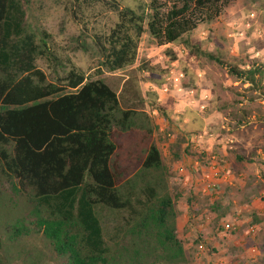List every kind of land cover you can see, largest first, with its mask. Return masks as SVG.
Returning <instances> with one entry per match:
<instances>
[{
  "label": "trees",
  "instance_id": "obj_1",
  "mask_svg": "<svg viewBox=\"0 0 264 264\" xmlns=\"http://www.w3.org/2000/svg\"><path fill=\"white\" fill-rule=\"evenodd\" d=\"M28 1L0 0V264H187L159 149L149 143L132 174L118 154L124 135L151 133L136 70L120 92L74 67L48 80L36 60L53 56L50 34L29 23ZM102 1L117 21L93 38L98 71L131 65L143 32L172 43L228 2ZM229 71L264 96L261 66Z\"/></svg>",
  "mask_w": 264,
  "mask_h": 264
},
{
  "label": "rangeland",
  "instance_id": "obj_2",
  "mask_svg": "<svg viewBox=\"0 0 264 264\" xmlns=\"http://www.w3.org/2000/svg\"><path fill=\"white\" fill-rule=\"evenodd\" d=\"M115 1L140 12L149 0ZM28 21L50 34L53 56L36 60L48 80L74 67L120 92L127 70H136L151 133L124 135L118 154L132 174L149 143L159 149L187 264H264V244L254 238L264 228V96L229 71L254 63L264 74V0H228L217 18L172 43L145 31L134 62L115 71H98L92 43L117 21L104 1L29 0ZM115 225L106 220L108 232Z\"/></svg>",
  "mask_w": 264,
  "mask_h": 264
},
{
  "label": "crops",
  "instance_id": "obj_3",
  "mask_svg": "<svg viewBox=\"0 0 264 264\" xmlns=\"http://www.w3.org/2000/svg\"><path fill=\"white\" fill-rule=\"evenodd\" d=\"M178 113H180V110H176ZM258 225V224H257ZM256 225V226H257ZM262 225H264V224H262ZM257 227H259V225L257 226ZM262 228V227H261ZM257 229V232L255 233V239L257 238V244H264V240L262 239L263 237H262V232L264 231V228H262V230L260 229V228H256ZM264 235V234H263ZM264 247V246H263ZM253 249L255 250V248L253 247ZM251 251H252V248H251ZM254 252V251H253ZM262 259V258H261ZM218 263H220V262H215V264H218ZM246 264H250V263H246Z\"/></svg>",
  "mask_w": 264,
  "mask_h": 264
},
{
  "label": "built area",
  "instance_id": "obj_4",
  "mask_svg": "<svg viewBox=\"0 0 264 264\" xmlns=\"http://www.w3.org/2000/svg\"><path fill=\"white\" fill-rule=\"evenodd\" d=\"M229 228H230V224L229 223H225L224 224V229L228 230ZM252 251H255V250L252 248Z\"/></svg>",
  "mask_w": 264,
  "mask_h": 264
}]
</instances>
